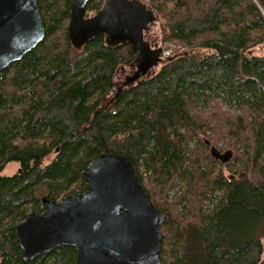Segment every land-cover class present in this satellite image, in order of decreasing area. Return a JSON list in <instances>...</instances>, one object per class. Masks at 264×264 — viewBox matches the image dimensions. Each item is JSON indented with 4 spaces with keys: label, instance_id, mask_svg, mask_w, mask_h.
<instances>
[{
    "label": "trees",
    "instance_id": "obj_1",
    "mask_svg": "<svg viewBox=\"0 0 264 264\" xmlns=\"http://www.w3.org/2000/svg\"><path fill=\"white\" fill-rule=\"evenodd\" d=\"M149 3L176 60L117 89L132 47L100 34L74 48L71 0H40L45 40L0 78V173L19 166L0 175V264L76 263L68 246L24 262L15 230L46 211L43 197L89 192L83 174L106 151L131 160L167 217L162 264H264L258 232L244 238L231 224L264 219V55H251L264 45V0ZM101 8L91 0L86 17ZM212 146L233 151L232 162Z\"/></svg>",
    "mask_w": 264,
    "mask_h": 264
},
{
    "label": "water",
    "instance_id": "obj_2",
    "mask_svg": "<svg viewBox=\"0 0 264 264\" xmlns=\"http://www.w3.org/2000/svg\"><path fill=\"white\" fill-rule=\"evenodd\" d=\"M90 1L71 0L68 34L72 46L81 49L100 34L107 46H120L118 38L128 34L123 24L132 19L126 8L119 0H106L96 16L86 17ZM39 4L40 0H0V78L45 40ZM109 38L116 45H109ZM196 53L185 52L179 57ZM124 87L117 84V89ZM210 152L224 165L234 158L231 150L221 152L212 146ZM83 180L89 184V192L60 202L45 196L46 211L29 214L16 228L21 259L33 261L68 246L77 253L75 264H162L161 227L167 217L140 185L131 160L106 151L90 164Z\"/></svg>",
    "mask_w": 264,
    "mask_h": 264
},
{
    "label": "flooded vegetation",
    "instance_id": "obj_3",
    "mask_svg": "<svg viewBox=\"0 0 264 264\" xmlns=\"http://www.w3.org/2000/svg\"><path fill=\"white\" fill-rule=\"evenodd\" d=\"M105 1H102V8ZM119 1L126 8L128 16L132 18L128 23L123 24V29L128 34H121L123 37L118 38L119 43L121 42L119 45H130L135 50L132 64L122 69V74L131 72L132 75H129L124 81L119 80V72L116 75L117 84L127 87L154 77L176 58L172 54L165 55L169 32L165 31L164 34L161 27L158 28L161 20L151 8L149 0ZM97 14L98 12L92 16Z\"/></svg>",
    "mask_w": 264,
    "mask_h": 264
},
{
    "label": "rangeland",
    "instance_id": "obj_4",
    "mask_svg": "<svg viewBox=\"0 0 264 264\" xmlns=\"http://www.w3.org/2000/svg\"><path fill=\"white\" fill-rule=\"evenodd\" d=\"M162 29L163 33L165 31L168 32L167 28L164 26L163 22L161 21L160 25H158V28ZM165 34V33H164ZM121 41V40H120ZM83 41L78 44H82ZM109 45H116V42L112 41L111 38H109L108 41ZM167 47V46H166ZM170 48V47H167ZM165 48V50L167 49ZM170 50V49H168ZM251 55L253 56H263L264 55V45L259 46L251 51ZM122 68L119 69V80L124 81L129 75H132L131 72H127L126 74H122ZM52 161V157L48 158L46 160V163H50ZM19 170V166L17 164L10 165L3 173H0V175L3 176H10L15 173H17ZM231 224L235 228H240L243 230L241 234H243L246 238L249 234L251 233H257L258 235L263 239V244H264V219H255V218H250V217H244L243 219H231ZM0 261H1V254H0Z\"/></svg>",
    "mask_w": 264,
    "mask_h": 264
},
{
    "label": "built area",
    "instance_id": "obj_5",
    "mask_svg": "<svg viewBox=\"0 0 264 264\" xmlns=\"http://www.w3.org/2000/svg\"><path fill=\"white\" fill-rule=\"evenodd\" d=\"M171 52H172L171 49H170V50L167 49V50L165 51V55H169V54H171Z\"/></svg>",
    "mask_w": 264,
    "mask_h": 264
}]
</instances>
